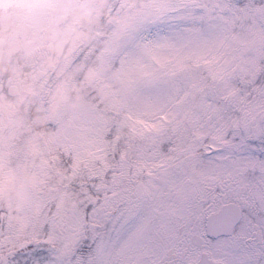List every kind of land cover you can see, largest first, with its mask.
Instances as JSON below:
<instances>
[{
  "label": "snow or ice",
  "instance_id": "snow-or-ice-1",
  "mask_svg": "<svg viewBox=\"0 0 264 264\" xmlns=\"http://www.w3.org/2000/svg\"><path fill=\"white\" fill-rule=\"evenodd\" d=\"M0 264H264V0H0Z\"/></svg>",
  "mask_w": 264,
  "mask_h": 264
}]
</instances>
